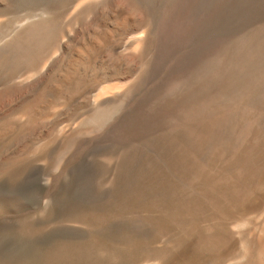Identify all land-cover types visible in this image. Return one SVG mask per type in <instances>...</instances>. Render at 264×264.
Instances as JSON below:
<instances>
[{
	"label": "rangeland",
	"instance_id": "374dc122",
	"mask_svg": "<svg viewBox=\"0 0 264 264\" xmlns=\"http://www.w3.org/2000/svg\"><path fill=\"white\" fill-rule=\"evenodd\" d=\"M141 1L154 28L173 0ZM88 2L0 0V264H264V162L244 178L235 175L238 105L224 99L230 77L225 67L221 76L218 57L228 61L238 39V0L204 1L211 27L207 97L217 115L203 149L189 125L166 117L164 88L179 74L172 65L179 53L167 57L155 45L138 58L118 50L123 57L115 63L104 53L74 90L42 95L27 86L45 75L68 40L88 27H115L116 9L95 14L100 2ZM46 7L65 31L40 59L43 46L24 47L17 33ZM248 22L240 34L253 28ZM129 24L119 36L127 46L143 30ZM80 46L71 45L67 62ZM51 75L41 79L43 88ZM218 113L230 131L218 129ZM214 143L221 146L216 151ZM192 151L195 159L186 161Z\"/></svg>",
	"mask_w": 264,
	"mask_h": 264
},
{
	"label": "bare ground",
	"instance_id": "6f19581e",
	"mask_svg": "<svg viewBox=\"0 0 264 264\" xmlns=\"http://www.w3.org/2000/svg\"><path fill=\"white\" fill-rule=\"evenodd\" d=\"M204 1L173 0L168 5L169 9L165 11L163 9L157 16V21L153 28L149 23H145L143 19L146 9H143L144 6L142 7L141 0H89L88 3L100 2L98 8L95 10V14H108L107 12L113 8L117 10L119 19L114 22L115 27H110L107 24L105 25L106 28L96 25V28L95 26L90 29L88 27L89 30L86 29L83 33L80 31L79 39L68 40L70 42L69 44L67 43L68 45H62L64 52L60 54V57L52 61L46 69L45 75L42 78L45 79V77L53 74L52 79L54 80L50 84L51 89H48L47 85L43 88L42 78L27 86L34 90L42 88L44 90V93H41L42 95L45 92L48 94V92L56 93L58 91L62 92V90H74L83 81L84 77L81 76L83 74L82 71L91 68L92 65H96V61L104 53V55L107 54L108 58L106 57V59L110 62L116 61L114 60L115 58L118 60L119 57H123L122 54L118 53V50L126 51L131 49L132 53H136L138 58H142L148 55L155 45L167 57L175 56L174 54L179 53L172 64L175 68H178L179 74H177L173 85L164 88L167 102L169 103L166 117L168 119L177 117L181 123L189 125L191 127L190 135L191 133L192 136L194 134L198 141V149H203L206 143L209 142L207 134L204 133L206 127L209 121L217 115L216 112L209 111L210 101L207 97L208 92L212 88L207 81L209 65L206 62V58L208 57H206V45L209 44L207 43L206 36L209 32H207V29L211 27L207 28L208 13L205 11ZM52 8L50 7L49 9ZM49 9L47 7L39 8L37 15L33 16L38 17V19L32 20L30 24L24 22L27 24L25 25L26 27H22L23 29L18 31L20 33H17L18 35L20 34V37L22 36L21 40L24 47L35 43L43 46V51L41 48V54L39 53L40 59H43L50 53L57 42V38L65 31V24L58 23L60 15H58L59 17L56 16L58 21ZM213 16L215 18V15ZM212 20L210 24L214 22ZM132 22L135 24L132 31L136 32L141 28L143 30L132 37V41L128 46L127 44L123 45L120 42L121 38L119 39V36L126 34L129 30L128 25L131 26L129 23ZM247 22L253 24V28L248 29L250 31L248 33L245 32L246 34H240L242 33L241 30L246 27L245 24ZM247 26L250 27L251 25ZM70 44L81 46L77 50L76 59L68 60L69 62H67L66 56L70 53ZM218 57H220L222 66L221 76L224 75L225 77V67V72L230 77V85L226 88L227 92L224 95V99L228 101L227 103H231L230 106L232 107H237L238 105L237 144L238 158L240 160H238V171L235 172V175L237 174L238 177L244 178L243 176L250 171L253 172L255 169L262 168V162H264V0H238V39L232 47V54L228 61H226L227 56L224 54H219ZM182 77L185 79H182ZM48 78L51 77L49 76ZM47 81L48 79L46 83L49 84L50 81ZM223 88L225 86L220 88L215 87L211 91L217 93V90L220 91ZM129 93L130 91L128 90L123 97L128 98ZM147 121L150 122V119ZM138 123H140L139 120ZM142 124L144 125V123ZM217 124L219 125L218 129L222 128L224 131H230L225 123V117L221 113H218ZM132 125L135 126V124ZM195 128L200 130L199 136ZM249 138L253 139L250 140ZM248 140L252 141L250 145L247 143ZM213 146V151H216L217 147H221L215 143ZM225 146L228 148L227 145ZM189 152L187 153L188 157L186 161L195 159V152ZM207 172L208 164L206 163L200 166L197 174L200 176ZM227 177L229 178V176Z\"/></svg>",
	"mask_w": 264,
	"mask_h": 264
}]
</instances>
